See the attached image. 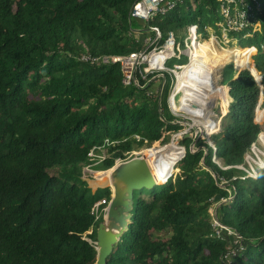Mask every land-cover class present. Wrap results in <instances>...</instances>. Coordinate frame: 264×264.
<instances>
[{
  "label": "trees",
  "instance_id": "16d2710c",
  "mask_svg": "<svg viewBox=\"0 0 264 264\" xmlns=\"http://www.w3.org/2000/svg\"><path fill=\"white\" fill-rule=\"evenodd\" d=\"M137 1L0 0V264H95L100 222L91 209L111 193L92 194L81 179L83 168L106 171L135 145L163 144L167 133L182 128L172 123L167 98L169 116L148 95L154 82L136 74L140 86H124L120 65L84 63L80 57L138 53L143 46L135 33L147 35L149 27L160 30L161 44L168 33L178 37L192 25L219 35L220 3L185 0L147 26H135L129 13ZM256 1L260 30L249 29L253 41L241 42L247 32H232L229 39L238 42L221 46L230 57L221 68L236 63L240 69L223 72L229 81L218 108L226 118L212 137L216 152L204 141L192 152L191 139L185 140L186 155L165 180L134 193L129 231L107 264H226L230 248L237 251L232 264H264V169L254 166L253 178L245 163L259 135L264 139V101L255 112L261 90L247 70L256 68L264 90V0ZM171 88L165 74V96ZM93 148L108 149L109 158H91ZM211 209L240 237L238 243L226 230L216 234Z\"/></svg>",
  "mask_w": 264,
  "mask_h": 264
},
{
  "label": "built area",
  "instance_id": "2783aa9c",
  "mask_svg": "<svg viewBox=\"0 0 264 264\" xmlns=\"http://www.w3.org/2000/svg\"><path fill=\"white\" fill-rule=\"evenodd\" d=\"M185 0H138L132 6L129 18L131 21L138 22L143 26H147L149 22L158 15L165 16L169 12L176 9L177 6L182 5ZM220 3L219 13L222 17V22L219 24L221 27L219 35L214 32V35H211V40L214 39V36H224V40L229 42V34L232 32H247V35L244 37L247 38L248 35L252 34V32H248L249 29H253V33L257 30V27L260 26L259 22H255V18L258 13L261 12V7L258 1L256 0H218ZM149 31H147V35L140 36V32L137 31L136 38L137 41H140L143 46V50L138 53L130 54L129 56H102L95 57L90 54H84L80 57V61L84 63H91L96 65H115L118 64L121 67V71L123 73V85L130 86L135 85L136 87L140 86L139 80L136 78V74H139L142 77V80L145 82H162L161 87L158 88L157 92L153 93L149 91V96L153 97V99L158 100L159 95L163 93V86L165 84V74H168L172 78V94L170 99L168 100V109L171 112L172 116L175 117H183L187 119V122H190L191 118H187L185 114L180 113L176 110V105H180L181 98L183 97V93L180 91H176V88L179 84V74L183 73V71L188 67L192 66L194 62L199 60L200 58L195 57V51L197 49V45L202 43L200 39L204 37L203 33H199V27L192 25L187 28V37L182 41V37L176 36L173 32L168 33L167 37L164 40V43L161 44L162 35L158 28L149 27ZM208 30V29H207ZM206 30V31H207ZM210 34V33H209ZM209 38V37H208ZM184 42V48L183 43ZM253 51L256 49L251 46ZM161 54H165V59L162 60L161 63H158L159 56ZM183 56L187 57V62L185 64H174L173 67H168L167 64L170 60L178 59L180 60ZM238 72V71H237ZM197 80V79H195ZM199 82H203L200 80ZM199 82H195L198 84ZM163 84V85H162ZM160 85V84H159ZM181 95L179 97V103L177 104L176 96ZM195 96V93H194ZM193 96V97H194ZM159 101V100H158ZM160 103V101H159ZM192 128V127H190ZM181 135V134H180ZM214 152H216L215 146L212 147ZM105 149L108 154V149L106 148H93L89 156L91 158L99 159V161H104L109 158V154L103 157L100 154L101 150ZM100 156V157H99ZM140 156V153L132 151L129 155H127L126 159H119L118 162H123L133 157ZM214 158H217L214 155ZM249 170H247L248 175L250 177H256L257 172L254 166H259L257 162H245ZM244 169V168H242ZM86 172L93 173L94 171L90 167H84L82 171V176H91ZM85 178V177H84ZM110 200L102 199L101 201L95 203L91 209V215L94 216L96 222H102L106 216L107 207ZM213 210V209H211ZM213 227L218 236H222V231L226 230L228 235L235 236V244L240 241V237L235 235L232 231L222 226L217 217L213 219ZM93 233V229L89 232V234ZM241 250H243L241 248ZM237 251L230 248L229 251L224 256V260L226 264H232V257L236 256Z\"/></svg>",
  "mask_w": 264,
  "mask_h": 264
},
{
  "label": "bare ground",
  "instance_id": "6f19581e",
  "mask_svg": "<svg viewBox=\"0 0 264 264\" xmlns=\"http://www.w3.org/2000/svg\"><path fill=\"white\" fill-rule=\"evenodd\" d=\"M221 49L219 43L214 41L210 43H200L197 45L196 51L201 52L200 54L202 58L194 62L192 66H188L183 73L179 74V84L176 88V91L183 93L180 105H176L175 107L176 110L185 114L187 118H191L189 121L192 125L199 127L195 124L198 123L206 132V139L211 138V135L217 132L219 127V119L217 121L215 118L217 116H215L213 111L214 100L212 101L211 95H214V93L217 92L214 89L216 87H214V83L219 79L218 72L221 69V63L219 64V61L224 55L229 56L227 53H223V50L225 49L222 47ZM204 54L210 57L207 62L203 61ZM163 59H165V54H161L159 56L158 63H161ZM200 80H203V82H199ZM195 82L199 83L196 84ZM216 85L218 86L217 83ZM211 91L213 92L211 93ZM261 139L262 137L259 138V141ZM180 141V136H175L170 145L157 149H143L140 152V155H142L147 161L157 184H160L165 180L171 165L175 164V162L184 155V148L178 145ZM261 146L264 148V142ZM255 148L256 146L254 147V150ZM255 157L259 160V164H263L264 151L258 148L257 152L250 156L247 161L256 162ZM258 157L263 158L260 160ZM96 172L102 173V176L105 177L110 176L112 171L108 169L106 171L86 173L94 175Z\"/></svg>",
  "mask_w": 264,
  "mask_h": 264
},
{
  "label": "water",
  "instance_id": "95a60500",
  "mask_svg": "<svg viewBox=\"0 0 264 264\" xmlns=\"http://www.w3.org/2000/svg\"><path fill=\"white\" fill-rule=\"evenodd\" d=\"M254 69L259 75L258 77L251 68L247 70L251 72L261 90V98L255 110L256 112L262 103L264 90L262 76L256 68ZM187 125L195 127L191 122H187ZM189 136V134H185V138ZM185 155L186 150L182 159ZM109 170L112 171L110 176H105L101 179L96 178L93 174L91 175L93 178H84L83 176L81 178L83 182L87 183V187L92 194H95L98 190H109L111 193L106 216L98 224L96 241L93 243L97 252L95 264H107V260L113 254L114 248L120 243L123 235L129 231L134 210V193L142 190L150 191L159 186L142 155L118 162ZM89 242L92 243L90 240Z\"/></svg>",
  "mask_w": 264,
  "mask_h": 264
},
{
  "label": "rangeland",
  "instance_id": "374dc122",
  "mask_svg": "<svg viewBox=\"0 0 264 264\" xmlns=\"http://www.w3.org/2000/svg\"><path fill=\"white\" fill-rule=\"evenodd\" d=\"M192 13H194V11H191ZM135 24V26H140V25H138V23L136 22V23H134ZM142 25V24H141ZM134 26V27H135ZM135 28H137V27H135ZM134 28V30H136ZM260 30V26H258L257 27V30L256 31H259ZM208 31H209V33H208V37L209 38H207L206 37V34H205V30H202V28H199V33L201 34V33H203L204 34V37H202V39H200V41H202V42H204L205 43V41H208L207 43H210V42H212V41H210L211 40V35H214V31H213V29H211V28H208ZM216 32V31H215ZM140 36H142V34H139ZM179 37L181 36L182 37V39H181V41L184 39V38H186L187 37V29H183V30H181L180 32H179ZM246 36V35H245ZM214 38H215V40H217L218 42H219V45H220V49H221V46H223L224 48L225 47H230L233 43H235V42H238V40H229V42H227V41H225L224 40V36L222 37V34H221V37L220 36H214ZM247 38H251V42L253 41V34H250V35H248L247 36ZM246 39V38H245ZM245 39H243V40H241V42H243ZM217 41H214V42H216L217 43ZM240 42V41H239ZM183 44V48H184V42L182 43ZM200 44V43H199ZM198 44V45H199ZM221 51H222V49H221ZM224 52L226 53V52H228V51H225L224 50ZM201 52L200 51H196L195 52V54H196V57L197 58H202V56H201V54H200ZM254 53V52H253ZM251 54V61H252V64H253V66H255V60H254V56L256 55V53H257V51H255V53L254 54ZM224 55V54H223ZM208 58H210L209 56H206L205 54H204V62H207V60H208ZM230 57L229 56H223V58L222 59H220V61H219V64L221 63V66H222V64L223 63H225L228 59H229ZM187 62V57L186 56H183L180 60H178V59H173V60H170L169 62H168V64H167V66L168 67H173L174 66V64H178V65H181V64H185ZM205 64V63H204ZM247 64H248V62H247ZM246 64V65H247ZM245 65V66H246ZM227 67H230V70L234 73L235 72V70H237V69H240L239 68V66H237V64L236 63H230L229 65H224L220 70H219V72H218V74H219V79H218V81H216L215 83H214V89H215V91H217L216 93H214V95L212 94L211 95V98H212V101L214 100V109H213V111H214V113H215V116H217V117H215L216 119H217V121H218V119H219V127H218V129H217V132H215V133H213L212 135H211V138H210V140L209 139H206V132L203 130V128L198 124V123H195V124H197L199 127H197V126H195V127H192V128H190L188 125H187V119H185V118H183V117H175V116H173L174 117V120H173V124H179V125H181L182 126V128L180 129V131H178V132H171V133H167V135H166V137H165V139L163 140V144H161V143H156L157 145H166L167 146V144L168 145H170L171 143H172V141H173V139H174V137L175 136H180V138H181V141L178 143V145L179 146H181L182 148H184V150H186V144H185V140L186 139H191V143H190V149H191V151L192 152H196L198 149V142H205V144H208L209 146H211V147H213L215 144H214V140L212 139V137L213 136H216V135H218V134H220L221 133V131H222V126L224 125V123H225V118H226V116L224 117V118H220L221 117V115H222V109H220V108H218L219 106H220V102H221V98L224 96V94H225V89H226V85H223V83L224 84H226L227 83V81H229V77H224V75H223V72H224V70H225V68H227ZM245 70V69H244ZM242 71V70H241ZM238 72H240V71H238ZM223 78H224V82H223ZM220 82V83H219ZM162 82H159V81H157V82H155V84L153 85V86H151V88H150V91L151 92H153V93H155V92H157V90H158V88H159V84H161ZM216 83L218 84V86L216 85ZM163 85V84H162ZM174 86V85H173ZM172 86V87H173ZM161 87V86H160ZM162 89V87L160 88V90ZM213 91H211V93H212ZM171 94H172V90H170L169 91V94L167 95V96H165V91L163 90V93L161 92L160 93V95H159V101H160V104L159 105H161V111L162 112H164L165 114H167L168 115V113L166 112V109H165V107H164V105H165V98H167V101L170 99V97H171ZM182 96V94L180 95H177L176 96V101H177V104L179 103V97H181ZM31 100L33 99V97H29ZM263 101L264 100H262V105H263ZM231 100H230V104H231ZM229 104V105H230ZM263 107H264V105H263ZM168 111H169V109H168ZM229 111V110H228ZM260 111V115L261 114H263L264 115V108L263 109H260L259 110ZM170 112V111H169ZM170 114H171V112H170ZM169 116V115H168ZM264 118V117H263ZM202 129H201V128ZM264 131V128L262 127V132ZM189 134L190 136L188 137V138H185V134ZM181 134V135H180ZM156 144H152V145H146V146H143V147H138V146H134V151L135 152H138V153H140L143 149H151L152 147H154ZM254 146H257V148H259L260 150H263L264 151V148L261 146V144L259 143V138H258V140H257V142L252 146V148H251V150L249 151V153H247L246 154V156L247 155H252V149L254 148ZM106 150L105 149H102L101 150V152H100V154H98V155H102L103 157H105L106 155H108V154H106ZM245 156V157H246ZM100 157V156H99ZM263 158V157H262ZM263 160H264V158H263ZM213 161L214 162H216V163H218V164H221V160L219 159V158H214L213 157ZM255 161L256 162H258L259 163V160L255 157ZM176 163H177V161L175 162V164H172L171 166H175L176 165ZM263 164H264V162H263ZM263 164H259L261 167L260 168H263L264 169V165ZM248 166V165H247ZM238 168H240V169H242V168H245L244 166H239ZM256 168H259V166H256ZM104 169V167L103 166H95V167H93L92 168V170L93 171H104L103 170ZM178 169V168H177ZM248 169H249V167H248ZM179 169L177 170V173H176V175L174 176V177H172L173 179V181L175 180V178H176V176L177 175H179ZM50 173H51V175L52 176H55V175H57V173H58V171L56 170V169H54V170H51L50 171ZM169 176V175H168ZM85 178H93V176H84ZM143 191V190H142ZM139 193L140 192H136L135 194L136 195H139ZM106 194V190H99L98 192H97V195L98 196H102V195H105ZM145 194H147V193H145ZM210 214L213 216V218H216V211L213 209V210H210ZM92 230V229H91ZM90 230V231H91ZM89 231V232H90ZM165 235V236H164ZM168 237L169 236H166V234H163L162 235V238L164 239V240H166V239H168ZM91 241V240H90Z\"/></svg>",
  "mask_w": 264,
  "mask_h": 264
},
{
  "label": "crops",
  "instance_id": "0c3cea01",
  "mask_svg": "<svg viewBox=\"0 0 264 264\" xmlns=\"http://www.w3.org/2000/svg\"><path fill=\"white\" fill-rule=\"evenodd\" d=\"M223 53L225 54L224 50H223Z\"/></svg>",
  "mask_w": 264,
  "mask_h": 264
},
{
  "label": "clouds",
  "instance_id": "9594fccd",
  "mask_svg": "<svg viewBox=\"0 0 264 264\" xmlns=\"http://www.w3.org/2000/svg\"><path fill=\"white\" fill-rule=\"evenodd\" d=\"M263 169V168H262Z\"/></svg>",
  "mask_w": 264,
  "mask_h": 264
}]
</instances>
